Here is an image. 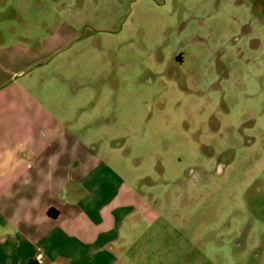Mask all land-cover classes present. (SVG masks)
Instances as JSON below:
<instances>
[{"label":"rangeland","instance_id":"obj_1","mask_svg":"<svg viewBox=\"0 0 264 264\" xmlns=\"http://www.w3.org/2000/svg\"><path fill=\"white\" fill-rule=\"evenodd\" d=\"M112 87L165 211L131 261L264 264V0H0V90Z\"/></svg>","mask_w":264,"mask_h":264},{"label":"crops","instance_id":"obj_2","mask_svg":"<svg viewBox=\"0 0 264 264\" xmlns=\"http://www.w3.org/2000/svg\"><path fill=\"white\" fill-rule=\"evenodd\" d=\"M26 93L0 90V264H134L137 228L165 213L133 160L140 111L113 87Z\"/></svg>","mask_w":264,"mask_h":264}]
</instances>
